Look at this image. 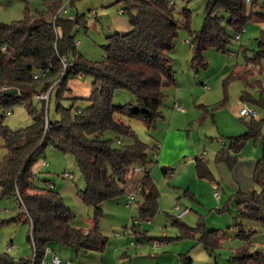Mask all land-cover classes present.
Here are the masks:
<instances>
[{
    "label": "trees",
    "instance_id": "trees-1",
    "mask_svg": "<svg viewBox=\"0 0 264 264\" xmlns=\"http://www.w3.org/2000/svg\"><path fill=\"white\" fill-rule=\"evenodd\" d=\"M73 2L70 0L69 3ZM115 4L123 5L131 29L107 36V42L103 44L105 56L101 60L91 59L78 49L76 33L81 24L89 28L87 15H57L64 6L63 0H44V9L33 13L26 9L22 19L0 22V137L6 148L0 160V196H17L22 208L19 215H27L31 224L29 239L34 246L33 264H43L52 243L79 251H100L107 241L98 225L90 229L72 225L75 213L66 206L60 191L54 186L36 183L33 166L40 154L52 145L75 156L86 180V187L79 191L80 196L87 204L94 205L97 218L103 214L104 201L125 194L130 182L135 184L138 179L135 187L141 186L138 194L141 200L138 197L135 200L139 204V215L134 217L133 223L135 230L141 221H150L159 210L160 192L151 168L157 162V149L143 141L125 117L143 122L148 130L156 127L158 120L164 117L165 88L176 84L170 51L174 49L182 27L190 32L192 66L200 71L209 65L205 55L209 48L229 54L233 52L234 38L239 39L237 36L249 23L264 21V0H207L206 15L198 31L191 29L190 11L185 13L183 20L176 19L175 4L170 5L169 0H117ZM256 39L258 47L248 59L258 64L261 71L264 70L261 65L264 30ZM63 59L71 62L64 75L61 74ZM44 72L47 73L44 75ZM35 74L39 77L35 78ZM87 75L92 77V88L90 96L81 99L88 100V105L82 108L73 103L66 107L58 101L56 110L60 117L55 121L48 119L47 128V102L36 95L47 92L59 80L50 95L51 99L56 92L59 100L70 90V80ZM234 77L232 72L223 79L226 94ZM246 85L253 83L246 82ZM4 86L11 90H1ZM117 89L128 90L136 102L116 105L114 94ZM12 90L18 92L9 93ZM35 99L41 102L39 106ZM240 99L264 109L263 94L256 98L246 88ZM18 104L25 105L32 122L14 129L5 123V119ZM245 124V132L230 136L229 144L224 141V147L215 156L216 162H226L232 168L238 161L234 154L241 152L246 141L262 138L263 154L253 172L259 188L247 192L239 190L231 197L237 205L233 226L243 243L231 253L228 264H264L263 251L251 248L253 230L244 223V220H256L264 225V119L252 117L245 119ZM108 131L115 136L105 137ZM195 160L199 178L216 181L209 160L202 155L196 156ZM137 166L145 169L140 178H134L138 174L134 171ZM163 171L166 174L169 169L164 167ZM173 223L181 229L183 236L201 233L199 241L210 254L221 245L224 234H220L219 229H209L204 220L195 227L181 218L173 219ZM144 237L146 235L142 233L141 238ZM183 260L184 264H193L189 254H185ZM14 263L7 254L0 255V264Z\"/></svg>",
    "mask_w": 264,
    "mask_h": 264
},
{
    "label": "rangeland",
    "instance_id": "rangeland-1",
    "mask_svg": "<svg viewBox=\"0 0 264 264\" xmlns=\"http://www.w3.org/2000/svg\"><path fill=\"white\" fill-rule=\"evenodd\" d=\"M116 1L74 0L72 4L69 3L70 0H63L64 5L69 3L68 13L65 16L72 17L77 13L87 15L89 28L86 29L82 24L79 25L76 40L81 42L78 47L80 52L91 59L101 60L104 58L103 44L107 42L106 36L112 33L109 31L113 25L112 18L117 16L129 21L127 13H120L123 5L115 4ZM206 5L207 0H175V17L181 21L185 18V13L190 11L191 29L198 31L202 27L206 15ZM26 9H30L31 13L37 9H44V0H0V22L10 23L20 20L25 16ZM93 10H104L109 15L101 14L99 17H95L92 15ZM262 10L264 12V9ZM228 31L233 33L231 29ZM191 39L189 30L182 27L175 47L170 51L176 72V84L165 88L166 96L162 105L164 117L160 118L157 126L150 130H147L148 128L143 122L135 119V126L140 125L136 126L138 129L136 128L135 131L142 140L152 146L155 139H160V135L162 136L172 127L185 134V137H181L175 142L178 149L195 145V140L187 136V133L192 129L197 134L202 133L203 156L209 160L213 174L218 176L222 187V189L219 188L221 196H225L222 206L218 209V206L203 207L195 203L188 194V196L186 195V187H176L170 178L163 175L160 166L156 167V162L151 168L153 180L160 192L159 210L150 221H141V225L135 230L133 229L134 217L139 215V204L136 201L130 202L129 199V189L132 190L135 187L133 182H130L125 194L104 201L102 203L103 214L97 218L94 205L87 204L80 196L79 191L86 187V180L75 156L49 145L33 166L36 183L44 187L54 186L60 191L66 206L75 213L72 225L84 229L98 225L103 236L107 238L105 248L100 251H79L62 244L52 243L51 250L65 264H184L185 254L190 255L193 264H228L231 253L243 243L241 239L237 238V230L233 226L237 205L231 197L239 190L232 189V182H235V178L232 175L231 167L226 162H221L228 167V170L225 171V179L218 174L216 168L221 163L216 162L215 156L219 148L224 147V141L229 144L230 136L245 132V119L250 118H243L239 114L244 105L257 111L256 118L264 119L263 108L254 102H242L240 99L242 91L246 88L256 98H259L261 94L264 95V70L260 71L259 65L248 59L254 55L258 41L256 37L244 39L242 43L244 49H242L240 40L234 38L231 49L237 55L224 54L216 48H209L205 53L209 62L208 67L200 68V71H197L192 66ZM213 51L220 52V56L224 60L214 59L210 54L214 53ZM223 64L230 67V72L227 75L233 70L236 75L228 86L227 94L223 81L216 84L204 78L206 73H214ZM261 65L264 66V58ZM241 75L245 76L241 78ZM84 79L92 82V77L89 75L84 76ZM246 82L253 83V85L247 86ZM205 84L209 85L211 89L204 88ZM194 97L198 98L196 102L193 100ZM38 99L34 100L37 106L41 104ZM177 99L180 100L177 102L182 101L185 111L182 112L176 108L174 104ZM58 101L66 107L75 103L77 107L85 108L89 103L88 100L81 98L74 100L70 91H67L58 100L56 92H54L46 106L47 119L51 121L60 117L56 110ZM135 102V97L128 90L117 89L115 91L114 103L116 105ZM31 122L32 116L24 104L14 106L5 119V123L14 129L25 127ZM104 135L107 137L110 133ZM111 135L114 134L111 133ZM254 142L258 143L260 154H263L262 138H251L246 141L238 159L252 158L250 154ZM5 153L4 141L0 137V160ZM155 167L156 178L153 175ZM254 168L251 174L250 189L241 191L247 192L259 188L253 179ZM177 169L181 168L177 167ZM66 172L71 173L73 178L65 176ZM140 176L141 174H136L134 178H140ZM137 197L138 200H141L140 196ZM207 203L210 204L209 201ZM226 205L227 208L224 209ZM185 206H188L189 213H183ZM21 210L17 196H0V255L7 254L9 259L15 262L14 264H33L34 246L29 239L31 224L25 213L19 215ZM175 218H181V221L192 227L204 220L209 229H219L220 234H224L220 247L214 250V254H210L204 244L199 241L201 233H196L195 236H183L181 229L173 223ZM244 223L248 229L253 230L252 250H261L264 253L263 223L256 220H244ZM142 233H145L146 237L141 238ZM52 256V254H46L43 264H53Z\"/></svg>",
    "mask_w": 264,
    "mask_h": 264
},
{
    "label": "crops",
    "instance_id": "crops-1",
    "mask_svg": "<svg viewBox=\"0 0 264 264\" xmlns=\"http://www.w3.org/2000/svg\"><path fill=\"white\" fill-rule=\"evenodd\" d=\"M96 11V12H94ZM120 13L121 12L120 9ZM84 14V13H83ZM101 14L103 15H109L107 11H98L93 10L92 15L95 17H99ZM74 17V16H72ZM113 25L111 28H109V31L113 32H128L131 29L130 20L125 21L122 17H113ZM261 30H264V22L263 21H256L251 22L248 24V26L243 30V32L240 34L239 40H240V46L242 49H244L243 40L244 39H251L253 37H258ZM111 33V32H110ZM108 36V35H107ZM106 36V37H107ZM80 42V41H79ZM81 45V42L78 46ZM214 53L211 56L214 57V59H220L224 60L220 56V52ZM236 53L233 51L229 53V55H235ZM237 55V54H236ZM233 70L232 72H234ZM230 72V67L227 64H223L218 70H216L214 73H206L205 79H208L211 83H218L219 81H223V79L226 77V75ZM207 85V84H205ZM209 86V85H208ZM204 87V86H203ZM69 88L70 93L72 94L73 98H88L90 96L91 88H92V82L90 80L84 79V77H78L77 79H74L69 82ZM205 88V87H204ZM211 89L210 86L209 88ZM198 98H193L194 102L197 101ZM177 101H180L177 99L175 101V106ZM182 102V101H181ZM188 113V112H186ZM125 119L132 125V127L136 130L135 126V119ZM140 126V125H138ZM138 129V128H137ZM148 130V129H147ZM190 131V130H189ZM202 131V127H201ZM110 133L107 137H114L115 135L113 132H106ZM188 138H193L195 140V145H189V147L184 149H178L176 147V141H178L181 137H185V134L181 131H176L172 127H170L166 133H164L162 136L160 135V139H155L152 146H155L157 149L155 151L156 153V161L157 166H160L162 169V173L165 177H168L171 179L172 183L176 187L185 188L186 195L188 194L191 199L194 200L195 203L201 205V206H210L213 205L214 207L218 206V209L222 206V201L225 198V196H221V198H217L214 195L215 187H219L222 189L220 182L218 181V176L214 174L216 181L212 180H203L199 178L196 168V160L195 157L198 155H202V133L197 134L196 131H193V129L187 133ZM144 141V140H143ZM258 143L254 142L253 150L251 151V157L249 159H238V162L234 167L231 168L232 175L235 178V182H232V189L234 190H248L251 187V174L253 171L254 166L256 165L257 161L262 156L260 154V149L257 147ZM222 148V147H221ZM219 148V150L221 149ZM218 150V151H219ZM234 155H239L234 154ZM245 155V154H243ZM261 155V156H260ZM156 167L154 170V178L157 175ZM167 167L169 169L168 173H164L163 168ZM177 167H180L181 169L178 170ZM211 168V167H210ZM230 169V168H229ZM34 170V169H33ZM218 174L221 176V178L225 179V171L228 170V167L225 164H218L216 168ZM170 172H173V174H170ZM160 177V175H159ZM136 185L139 180L136 179L135 181ZM134 188V187H133ZM187 195V196H188ZM209 201L210 204L207 202ZM188 206H185V209H187ZM200 208V207H199ZM189 209V208H188ZM202 209V208H201ZM189 211V210H188ZM189 213V212H188ZM184 216V215H183ZM181 216V218H183ZM180 217V216H179ZM47 254L57 255L51 250L49 247L47 250ZM52 256V258H53ZM58 256V255H57Z\"/></svg>",
    "mask_w": 264,
    "mask_h": 264
},
{
    "label": "built area",
    "instance_id": "built-area-1",
    "mask_svg": "<svg viewBox=\"0 0 264 264\" xmlns=\"http://www.w3.org/2000/svg\"><path fill=\"white\" fill-rule=\"evenodd\" d=\"M170 5H174L175 4V0H169ZM68 8H69V3H66L61 9H59V11L57 12V15L59 16H63L66 13H68ZM96 12V11H94ZM121 12H123V9H121ZM238 38L240 37V35L237 36ZM79 41H77V44L79 45ZM63 64H64V69L61 71V74L64 75L65 71L67 70L68 67H70L71 62L68 59H63ZM47 72H44L43 74L45 75ZM35 78L39 77V74H35L34 75ZM59 80H56L50 87V89L45 92V93H38L36 95L37 98L39 99H44L46 100L47 104H49L50 101V95H51V90L53 89V87H55L58 84ZM205 88H209L208 85H204ZM1 90L3 91H7V90H11V88L9 86H4ZM176 108L180 111H185L184 105L181 102H177L176 103ZM11 112H8V114H10ZM239 114L241 117L243 118H252V117H256L257 115V111L255 109H250L248 106L244 105L240 111ZM46 127L49 128V120L47 119L46 122ZM158 149V148H157ZM144 167L142 166H137L134 168L135 173L141 174L144 172ZM170 174H173V172H170ZM65 176H68L70 178H73V175L69 172L65 173ZM141 190V186L135 187L134 189H132L131 191H129V199L130 202H133L136 200L138 194L140 193ZM214 194L217 198L221 197V193L219 190V187H215L214 190ZM188 208L185 209L183 211V213H187L188 212ZM182 215V214H181ZM140 245V243H138ZM10 249V248H9ZM53 264H65L57 255L53 256L52 259Z\"/></svg>",
    "mask_w": 264,
    "mask_h": 264
},
{
    "label": "water",
    "instance_id": "water-1",
    "mask_svg": "<svg viewBox=\"0 0 264 264\" xmlns=\"http://www.w3.org/2000/svg\"><path fill=\"white\" fill-rule=\"evenodd\" d=\"M18 91L17 90H12L9 93L16 94Z\"/></svg>",
    "mask_w": 264,
    "mask_h": 264
}]
</instances>
